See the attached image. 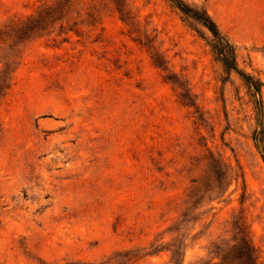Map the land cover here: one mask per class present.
Masks as SVG:
<instances>
[{
  "label": "rangeland",
  "instance_id": "374dc122",
  "mask_svg": "<svg viewBox=\"0 0 264 264\" xmlns=\"http://www.w3.org/2000/svg\"><path fill=\"white\" fill-rule=\"evenodd\" d=\"M52 1L0 0V264H240V231L264 264L253 108L206 31L167 0H125L127 25L106 0L100 20ZM181 1L264 82V0Z\"/></svg>",
  "mask_w": 264,
  "mask_h": 264
},
{
  "label": "trees",
  "instance_id": "16d2710c",
  "mask_svg": "<svg viewBox=\"0 0 264 264\" xmlns=\"http://www.w3.org/2000/svg\"><path fill=\"white\" fill-rule=\"evenodd\" d=\"M111 6L115 7V12L119 15L120 21L126 23L129 16V12H125V0H106ZM168 3L181 15L184 20L193 22L201 27L208 34L209 40L207 47L213 60L219 65L226 80H229L231 76L235 77L245 90V94L253 108L254 113V130L252 131L253 147L256 150L261 162L264 165V113L261 103V89L264 87V82L257 76L246 73L238 66L237 63V49L228 38L219 30L213 20L207 15L202 8H196L184 3L181 0H167ZM65 7L67 16H71V13L76 17L85 16L87 18H95L100 20V8L95 9L98 5L101 7L102 0H53L50 6H48V14L58 10L61 5ZM51 9V10H50ZM14 26V25H13ZM10 28L11 27H6ZM77 30V29H76ZM74 31L75 34H78ZM71 31V29H69ZM155 37H151L149 42L152 43ZM134 41H137L134 39ZM139 45L141 43L138 42ZM144 47L143 45H141ZM146 53L149 56L153 66L160 69L163 66L157 51H152L145 46ZM163 57V56H161ZM172 85L179 90L178 97L180 101L187 102L189 94L186 87L180 83L176 77H172ZM185 107H193L189 103L183 104ZM208 167L210 171L219 177V179L228 180L230 182L236 181L240 175L237 169H233L230 166L225 165L220 160L209 155ZM233 249L235 251V259L240 264H257L252 245L250 243L247 233L243 231L239 232L237 239L234 242ZM174 260L179 257L177 252H172ZM218 256V255H217ZM216 256V257H217ZM223 259L220 257V260ZM173 264H182L174 261Z\"/></svg>",
  "mask_w": 264,
  "mask_h": 264
}]
</instances>
